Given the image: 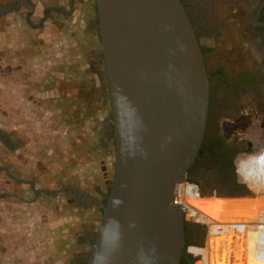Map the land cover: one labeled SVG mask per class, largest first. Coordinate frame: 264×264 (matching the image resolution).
<instances>
[{"label": "rangeland", "instance_id": "rangeland-1", "mask_svg": "<svg viewBox=\"0 0 264 264\" xmlns=\"http://www.w3.org/2000/svg\"><path fill=\"white\" fill-rule=\"evenodd\" d=\"M34 2L36 9L26 8L31 11L28 19L26 12L0 19V128L13 141L0 142V264H75L89 256L86 237L96 235L102 213L98 206L85 211L68 191L104 194L112 187L115 171L114 143L105 142L94 158L87 154L89 146L103 143L110 113L106 95L105 110L85 105L92 92L106 85L99 75L102 66L96 65L102 56L101 41L93 16L84 10L71 17L49 13L50 20L43 22L44 6L50 2ZM227 17V24L236 29ZM241 53L250 55L247 50ZM222 54L237 70L232 53ZM223 125L227 137L242 134L253 144L252 156L239 160L238 166L244 161L239 180L252 189L264 187L262 115L252 124ZM251 190L224 197L255 196ZM204 192L211 195L214 190ZM256 198L233 204L212 200L208 212L211 218L245 217ZM238 239L234 243L244 244ZM203 240L205 245L206 231ZM223 247L216 245L208 260L218 251L226 259Z\"/></svg>", "mask_w": 264, "mask_h": 264}, {"label": "water", "instance_id": "water-1", "mask_svg": "<svg viewBox=\"0 0 264 264\" xmlns=\"http://www.w3.org/2000/svg\"><path fill=\"white\" fill-rule=\"evenodd\" d=\"M95 2L115 171L106 202L94 200L102 215L86 264H195L175 193L208 124L211 82L195 28L181 0Z\"/></svg>", "mask_w": 264, "mask_h": 264}, {"label": "flooded vegetation", "instance_id": "flooded-vegetation-1", "mask_svg": "<svg viewBox=\"0 0 264 264\" xmlns=\"http://www.w3.org/2000/svg\"><path fill=\"white\" fill-rule=\"evenodd\" d=\"M181 1L195 28L211 82L208 124L202 151L200 150L201 154L199 153L188 172L187 180L199 184L203 191L214 190L213 193L217 195H247L245 192L249 187L239 180L238 163L241 157L252 156L253 144L242 134L232 136L233 138L227 137L223 132V124L224 122L252 124L254 120L261 118V115L264 122V7L261 9L264 0ZM49 2L50 5L44 6L43 22L50 20L49 13L71 17L76 10H84L89 17L93 16L94 27L97 28L95 0H49ZM28 7L34 10L37 3L34 0H8L5 4H0V19L14 13L19 15L26 12ZM30 14L31 11L26 12V19ZM226 14L231 16L233 23H236V29L225 21L228 19ZM241 50H247L250 55L242 54ZM222 53H232L233 60L238 66L237 70L233 69L231 63L233 61L230 60L229 63L225 56L220 57ZM102 59L103 54L97 58L96 65L102 66ZM99 75L102 80H106L104 94L102 87L99 94L102 100L106 95L109 103L107 78L103 66ZM109 119L110 113L107 118L105 140L111 144L114 143V132ZM0 142L4 145L13 142L1 128ZM110 190L111 188H108L104 194L96 193L97 196H90L88 192L78 190V193L74 190L68 192L73 191L71 194L75 195L82 208L86 209L92 204L101 209L94 200L106 202ZM252 191L255 193L254 189ZM41 193L47 194L45 191ZM242 199L244 198L223 197L212 200H219L221 204H233ZM204 236L205 231L201 226L191 224L187 227L186 239L191 245L199 244ZM86 239L90 247L95 236L89 235ZM87 258L88 256L79 258L75 264H86ZM187 263L190 264L188 261ZM194 263L200 264V261L194 260Z\"/></svg>", "mask_w": 264, "mask_h": 264}, {"label": "built area", "instance_id": "built-area-1", "mask_svg": "<svg viewBox=\"0 0 264 264\" xmlns=\"http://www.w3.org/2000/svg\"><path fill=\"white\" fill-rule=\"evenodd\" d=\"M243 162L241 161L240 165L238 166V171L240 170ZM245 162H247V160ZM245 184L248 186L246 182ZM249 189L251 190V187H249ZM260 192L264 193V189H262ZM175 193L177 197L176 203L180 206L182 210V213L185 218V222L201 226L206 231L205 245L187 246V252L194 260H197L198 262L202 260L203 264H207L204 259L208 257V254L210 253L209 239L212 234L210 232V227L213 224L212 222H216V223H221L220 227H224L223 232H225L224 235L226 236H228L232 232H234L233 234L235 236L242 235L244 233L243 229H245V227L249 228L247 226H250L252 229L249 228V230L255 235L252 236V239L249 240V242H247L246 245L244 244V248L246 250H249L250 254L253 256L254 259L256 258V261L258 263H264V208L258 210L259 212L256 211V213L254 214L256 216L254 219L251 220L250 223L249 222L242 223L240 222V220H236V219L218 221V219L211 218V215L208 212V204L212 201V199L223 198L224 197L223 195L222 196L217 195L216 193H213L211 195L206 194L202 190L199 184L195 182H191L187 179L182 184L176 187ZM253 194L255 195L254 192ZM245 197H237V198H245ZM247 197L256 198V195L252 197L250 196H247ZM228 198H232V197H228ZM232 229L234 231H232ZM217 232L223 233L220 231V228H218ZM249 244L252 245V248H251L252 250L249 248ZM241 245H242V242L238 241L235 247L238 248ZM198 250H201L202 253H198L197 252Z\"/></svg>", "mask_w": 264, "mask_h": 264}, {"label": "bare ground", "instance_id": "bare-ground-1", "mask_svg": "<svg viewBox=\"0 0 264 264\" xmlns=\"http://www.w3.org/2000/svg\"><path fill=\"white\" fill-rule=\"evenodd\" d=\"M254 190H255V192L257 193V194H255L256 196H257V198H256V201H254V202H251L250 204H249V206L252 208V211H251V213H250V215H247V216H245V217H236V218H233V217H230V218H232V219H236V220H240V222H242V223H245V222H251V220L252 219H254L255 218V216L256 215H254L255 213H256V211L258 210V209H261L262 208V198H264V194H261V193H263V192H260L262 189H264V187H258V188H253ZM260 194V195H259ZM259 197V198H258ZM259 201H260V203H259ZM226 218V217H225ZM225 218H212V219H218V221H222V220H228L227 218L225 219ZM234 221V220H233ZM213 224H212V226L210 227V232L212 233L211 234V236H210V239H209V244H210V251L212 250V249H214V247H216V246H214V244L216 245L217 244V241H218V238L219 237H221V235H220V233L219 232H217V230H218V228H220V231L221 232H223L224 231V227H220V224L221 223H216V222H212ZM247 227H249L250 229H252L250 226H247ZM222 228H223V230H222ZM249 228H246L245 227V229H243L244 231V233L242 234V235H239V236H237L238 238L240 237V238H243V240H244V244L246 245V243L247 242H249V240H251L252 239V236L253 235H255L254 233H252L250 230H249ZM234 231V230H233ZM225 232H223L222 234H224ZM234 233V232H233ZM232 236H233V234H232ZM235 236V235H234ZM233 236V237H234ZM245 236V237H244ZM231 237V236H230ZM226 238V237H225ZM231 239H232V237H231ZM225 240V239H224ZM234 241V240H233ZM226 242V241H225ZM219 243V242H218ZM244 244H242L243 246H241V256L239 257V259L237 260V261H232L231 260V258H230V260H227L226 262H217V263H215V262H211V260H210V257H209V260H208V257H207V261H205L207 264H238V263H242V264H264V263H258L257 261H256V258L254 259L253 258V256L250 254V252H249V250H246L245 248H244ZM220 245V244H219ZM234 246V245H233ZM239 248V247H238ZM237 248V249H238ZM249 248L251 249L252 248V245L251 244H249ZM233 249H234V247H233ZM252 250V249H251ZM233 252V251H232ZM235 252V251H234ZM229 254V253H228ZM206 259V258H205Z\"/></svg>", "mask_w": 264, "mask_h": 264}, {"label": "crops", "instance_id": "crops-1", "mask_svg": "<svg viewBox=\"0 0 264 264\" xmlns=\"http://www.w3.org/2000/svg\"><path fill=\"white\" fill-rule=\"evenodd\" d=\"M93 150H94V145L93 146H89V149H88V151H87V154L91 157V158H94V156L96 155V154H98V152L97 153H93ZM103 150H104V148H103ZM76 193H78V191L76 190ZM75 196V195H74ZM85 211H88V212H93V211H95V208L92 206V204H90V205H88L87 207H86V209H84ZM102 215V214H101ZM96 230H94V232H95ZM232 231H233V229H232ZM90 234L92 233V232H89ZM225 234V233H224ZM224 234H222V233H220V235H221V237H219L218 238V241H217V246L219 245V244H222L223 246H225V247H223V250L225 251V258L227 259V260H230V258H231V260L234 262V261H237L238 259H239V257L241 256V247L239 248V250L238 249H236V247H235V244L236 243H234V242H236L237 241V239H238V237L237 236H234V234H233V232L231 233V234H229L228 236H226V235H224ZM232 234H233V236H232ZM232 237V239H231V237ZM226 237V238H225ZM87 238V237H86ZM225 239V240H224ZM234 240V241H233ZM226 241V242H225ZM219 242V243H218ZM215 245V246H216ZM234 245V246H233ZM85 246H88V243L87 242H85ZM89 247V246H88ZM233 247H234V249H233ZM216 247H214V251H216ZM219 249H221V248H218V250ZM201 251V250H200ZM233 251V252H232ZM235 251V252H234ZM210 253H212L211 251H210ZM217 253V252H216ZM229 253V254H228ZM219 254V255H218ZM218 254H216V255H218V256H216L215 258H211L210 257V260H211V262H215V263H217V262H226L227 260L226 259H223V258H221V254H220V251H218ZM205 260V259H204ZM230 260V261H231ZM228 262V261H227Z\"/></svg>", "mask_w": 264, "mask_h": 264}, {"label": "trees", "instance_id": "trees-1", "mask_svg": "<svg viewBox=\"0 0 264 264\" xmlns=\"http://www.w3.org/2000/svg\"><path fill=\"white\" fill-rule=\"evenodd\" d=\"M82 95V94H81ZM91 96V100L89 98H86L87 99V103L85 104L86 107H88V109L90 110H94V109H97L98 107H101L103 110H105V104L102 103V98L99 94V92H92L90 94ZM103 143L99 145V143H97L96 145H94V150H93V153H97L99 150H103L102 148V145L106 142V140L103 138ZM202 151V149H201ZM201 151H200V154H201ZM97 155V154H96ZM192 182V181H191ZM191 225L190 223H187L185 224V238H186V231H187V227ZM186 243H187V246L191 245L187 239H186ZM195 245H198V246H203L204 245V240H202L199 244H195ZM181 264H188L187 261L185 259L182 260Z\"/></svg>", "mask_w": 264, "mask_h": 264}]
</instances>
